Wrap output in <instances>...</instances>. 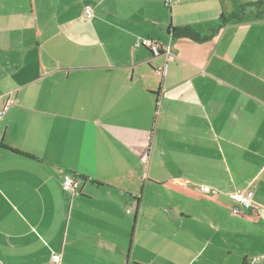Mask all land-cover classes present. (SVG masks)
Instances as JSON below:
<instances>
[{"label": "crops", "instance_id": "1", "mask_svg": "<svg viewBox=\"0 0 264 264\" xmlns=\"http://www.w3.org/2000/svg\"><path fill=\"white\" fill-rule=\"evenodd\" d=\"M8 99L0 264H264V0H0Z\"/></svg>", "mask_w": 264, "mask_h": 264}, {"label": "built area", "instance_id": "2", "mask_svg": "<svg viewBox=\"0 0 264 264\" xmlns=\"http://www.w3.org/2000/svg\"><path fill=\"white\" fill-rule=\"evenodd\" d=\"M176 0H166V5L170 7ZM94 17V9L91 6H85L83 9V18L85 21H91ZM140 45L151 49L155 54H160L161 53V47L160 45L154 43V41L150 39H145L140 43ZM168 61L171 60L173 57L170 53V51L167 49L165 53ZM161 73V71H159ZM15 103L13 99H8L7 102L5 103L4 107L0 109V117H3L10 109V107ZM63 188L66 191H71L73 194H78L77 193V182L76 180L71 177L70 175H66L64 177L63 183H62ZM231 198L233 201H235L237 204L240 205V209H233V214L234 215H241L242 212L241 210H251L253 209V192H236L231 195ZM129 213V211H128ZM260 259L255 258L250 261V264H256ZM49 264H61V255L58 253H54L52 255V258L50 260Z\"/></svg>", "mask_w": 264, "mask_h": 264}, {"label": "trees", "instance_id": "3", "mask_svg": "<svg viewBox=\"0 0 264 264\" xmlns=\"http://www.w3.org/2000/svg\"><path fill=\"white\" fill-rule=\"evenodd\" d=\"M261 6H262L261 3H258V4L255 5V7L258 9V12L260 11ZM161 186L164 189L168 190V191H171V192H173V193H175V194H177V195H179L181 197L190 199L192 201H201V200L211 201L210 199H207L206 197H204V196H202L200 194H197V193H195L193 191L187 190L185 188L179 187V186L171 184V183H165V184H163ZM230 211H231L233 216H237L238 217V216L242 215V214L241 215H234L233 214V210H230ZM241 218H243V217L241 216ZM245 220H247V219H245Z\"/></svg>", "mask_w": 264, "mask_h": 264}]
</instances>
